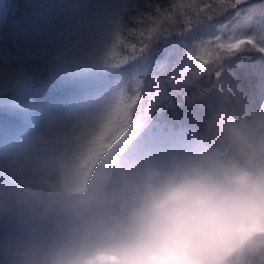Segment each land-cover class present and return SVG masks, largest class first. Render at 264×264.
I'll list each match as a JSON object with an SVG mask.
<instances>
[{
    "label": "rangeland",
    "instance_id": "1",
    "mask_svg": "<svg viewBox=\"0 0 264 264\" xmlns=\"http://www.w3.org/2000/svg\"><path fill=\"white\" fill-rule=\"evenodd\" d=\"M260 3L264 0L250 5ZM79 16L70 0H0V76L17 80L10 90L0 92V142H22L46 130L53 121L83 123L60 125L43 134V146L56 154V161L39 171L23 162L0 161V197L12 202L6 211H0V264H10V249L30 237L47 242L67 231L63 217L44 215L42 208L30 205L31 194L49 197L94 181L89 173L97 164V148L121 152L112 172L146 163L167 167L175 160L220 151L194 137L188 127L171 124L146 125L142 136L130 135V128L114 136L124 115L110 97L117 85L107 75L111 65L102 59V21L97 29L98 47L85 70L54 71L41 54L45 43L65 32ZM199 52L194 48L191 55ZM213 81L218 107L226 113L229 126L264 115V85L243 90L235 83Z\"/></svg>",
    "mask_w": 264,
    "mask_h": 264
},
{
    "label": "clouds",
    "instance_id": "2",
    "mask_svg": "<svg viewBox=\"0 0 264 264\" xmlns=\"http://www.w3.org/2000/svg\"><path fill=\"white\" fill-rule=\"evenodd\" d=\"M30 205L68 229L21 242L10 264H264V115L229 126L218 152L117 168Z\"/></svg>",
    "mask_w": 264,
    "mask_h": 264
},
{
    "label": "snow or ice",
    "instance_id": "3",
    "mask_svg": "<svg viewBox=\"0 0 264 264\" xmlns=\"http://www.w3.org/2000/svg\"><path fill=\"white\" fill-rule=\"evenodd\" d=\"M70 5L79 10L80 16L65 32L46 42L41 54L54 71H83L98 47L99 22L110 26L112 44L121 43L129 50L121 60L106 57L112 67H128L110 96L124 113L114 136L148 121L155 127L170 120L187 123L194 80L196 86L207 87L215 78L243 90L264 85V3L70 0ZM194 48L214 51L208 59H202L191 55ZM16 82L15 77L0 76V92L10 90ZM68 123L83 124L79 120L53 121L46 130L22 142L3 140L0 161L13 165L23 162L36 171L54 164L56 154L43 146V134Z\"/></svg>",
    "mask_w": 264,
    "mask_h": 264
},
{
    "label": "trees",
    "instance_id": "4",
    "mask_svg": "<svg viewBox=\"0 0 264 264\" xmlns=\"http://www.w3.org/2000/svg\"><path fill=\"white\" fill-rule=\"evenodd\" d=\"M257 1L258 0H247V3L250 5ZM176 2L178 4L184 3L187 5L190 3L198 2V0H176ZM102 23L104 25L105 31V34L103 35L104 55H102V59L103 63L109 64L106 57L112 60H121L123 57L128 55L129 50L126 49L121 43H116L115 45H113L110 41V26L104 21H102ZM213 51L214 49L212 48H209L208 51H202L200 49V52L196 53L194 57L200 56L202 59H208ZM195 62L196 61L193 60V66ZM127 72V66H125L124 68L112 67L107 75L110 79H113L117 85L127 74ZM193 85L194 86L189 93V96L192 97V99L187 104V109L190 113L187 123L181 125L176 123L174 120H170L168 124H171L174 127H188L192 135L201 140L204 144L208 146L209 144L214 145L219 150H221L227 143V128L229 127V125L227 124L225 119L226 113L224 112V110L220 111L218 107L219 98H217V91L214 88V81L207 87H203L196 86L194 80ZM136 115H138L137 120H139V113H136ZM152 123V121H148L147 123H143L140 127H136L134 124L129 129V134H139L142 136L145 130V126ZM118 127L119 124H116L115 129L117 132ZM95 152V162H97V164L90 168V174L96 181L103 175L112 173V169L115 167L117 160H119L121 157V152L119 150L114 151L105 147L97 148ZM10 203L11 201L9 199H2L0 197V208L4 209Z\"/></svg>",
    "mask_w": 264,
    "mask_h": 264
}]
</instances>
